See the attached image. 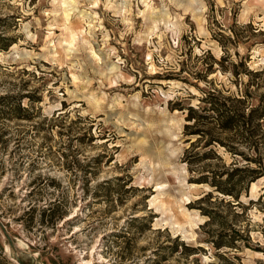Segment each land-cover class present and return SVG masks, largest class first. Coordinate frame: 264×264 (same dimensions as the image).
<instances>
[{
  "label": "rangeland",
  "instance_id": "rangeland-1",
  "mask_svg": "<svg viewBox=\"0 0 264 264\" xmlns=\"http://www.w3.org/2000/svg\"><path fill=\"white\" fill-rule=\"evenodd\" d=\"M208 91L260 105L264 0H0V264H264V174L199 180L258 165Z\"/></svg>",
  "mask_w": 264,
  "mask_h": 264
},
{
  "label": "trees",
  "instance_id": "trees-1",
  "mask_svg": "<svg viewBox=\"0 0 264 264\" xmlns=\"http://www.w3.org/2000/svg\"><path fill=\"white\" fill-rule=\"evenodd\" d=\"M235 100L239 105L233 106L229 104V101ZM260 101V105L254 107L248 105V92H246L243 97L231 98L230 96L216 95L213 94L212 91H208L203 98L205 104L199 108L202 111H206V114H198V110L193 106H190V114L193 118H197L198 116V119L201 120V117H212L214 120H218L219 127L223 130L236 129L242 134L248 133V137L251 138L254 135H259L256 140H252L249 143V147L252 149L254 148L255 154H244L248 161L257 162L258 165H256V167L250 166L251 162H247L242 164V166H237V168L231 172L225 169V171L221 172V175L219 172H212L213 175H211L209 172H206L209 170H205L200 172V182H211L212 186H214L219 192L239 198L242 185L246 179H248V181H254L264 174V153L260 151L259 146V142L264 143V129L262 128L264 122V94L261 96ZM190 133L200 134V137L198 138L199 141L206 139L205 147L212 146V144L215 143L214 141L217 140L213 136L205 138L207 132L201 128ZM225 145L226 147H230L232 152L234 151L236 154H243L242 152H238L236 146ZM203 156L206 157V154H203ZM189 162L193 163L194 160L191 161L190 159ZM243 172H250L251 174L248 173L250 174V176H248ZM225 173H229L225 180L217 178V175L222 176Z\"/></svg>",
  "mask_w": 264,
  "mask_h": 264
},
{
  "label": "bare ground",
  "instance_id": "bare-ground-1",
  "mask_svg": "<svg viewBox=\"0 0 264 264\" xmlns=\"http://www.w3.org/2000/svg\"><path fill=\"white\" fill-rule=\"evenodd\" d=\"M192 1H194V0H191V2ZM64 2H66V1H64ZM128 2V1H127ZM127 2H126V4H127ZM72 39L74 40L75 39V36H72ZM115 64V63H114ZM114 64H113V66H114ZM163 186V185H162Z\"/></svg>",
  "mask_w": 264,
  "mask_h": 264
}]
</instances>
